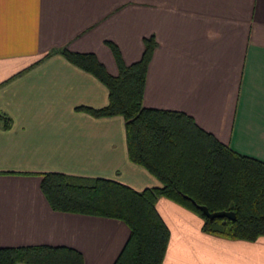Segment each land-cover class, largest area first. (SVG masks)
<instances>
[{
	"label": "crops",
	"instance_id": "0c3cea01",
	"mask_svg": "<svg viewBox=\"0 0 264 264\" xmlns=\"http://www.w3.org/2000/svg\"><path fill=\"white\" fill-rule=\"evenodd\" d=\"M156 46L142 103L190 114L232 150L264 161V0H0V246L67 245L84 264H112L129 229L116 218L55 210L41 173L114 179L139 190L159 181L127 157L120 115L92 116L106 87L54 49L93 52L117 71L142 38ZM168 228L161 264H264V235L226 238L159 196ZM16 264H23L17 262Z\"/></svg>",
	"mask_w": 264,
	"mask_h": 264
},
{
	"label": "trees",
	"instance_id": "16d2710c",
	"mask_svg": "<svg viewBox=\"0 0 264 264\" xmlns=\"http://www.w3.org/2000/svg\"><path fill=\"white\" fill-rule=\"evenodd\" d=\"M104 43L114 59L115 74L93 52L54 50L107 89L106 104L76 108L96 117L120 115L128 159L160 185L136 190L106 177L45 171L40 189L50 207L123 221L129 233L112 264H161L168 228L155 208L159 196L197 214L207 233L244 240L264 235V161L232 150L184 111L142 103L147 64L156 46L153 35L142 38L141 54L130 63L122 60L113 41ZM10 124V117L0 112V127ZM196 204L209 211H233L234 218H209ZM17 262L84 264L81 253L67 245L0 246V264Z\"/></svg>",
	"mask_w": 264,
	"mask_h": 264
},
{
	"label": "water",
	"instance_id": "95a60500",
	"mask_svg": "<svg viewBox=\"0 0 264 264\" xmlns=\"http://www.w3.org/2000/svg\"><path fill=\"white\" fill-rule=\"evenodd\" d=\"M191 202L195 204L194 200H192L190 198ZM198 206V208L201 209L202 213L209 217V218H213V217H217V216H225L228 218H234V213L233 211L230 210H213V211H209L205 205H201V204H196Z\"/></svg>",
	"mask_w": 264,
	"mask_h": 264
},
{
	"label": "rangeland",
	"instance_id": "374dc122",
	"mask_svg": "<svg viewBox=\"0 0 264 264\" xmlns=\"http://www.w3.org/2000/svg\"><path fill=\"white\" fill-rule=\"evenodd\" d=\"M202 219V218H201Z\"/></svg>",
	"mask_w": 264,
	"mask_h": 264
}]
</instances>
